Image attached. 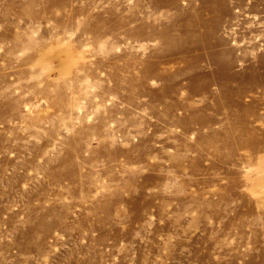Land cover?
<instances>
[{
    "label": "rangeland",
    "instance_id": "374dc122",
    "mask_svg": "<svg viewBox=\"0 0 264 264\" xmlns=\"http://www.w3.org/2000/svg\"><path fill=\"white\" fill-rule=\"evenodd\" d=\"M0 264H264V0H0Z\"/></svg>",
    "mask_w": 264,
    "mask_h": 264
}]
</instances>
